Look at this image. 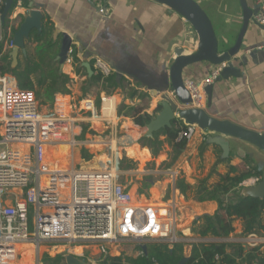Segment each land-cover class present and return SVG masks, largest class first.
Instances as JSON below:
<instances>
[{"label":"crops","instance_id":"0c3cea01","mask_svg":"<svg viewBox=\"0 0 264 264\" xmlns=\"http://www.w3.org/2000/svg\"><path fill=\"white\" fill-rule=\"evenodd\" d=\"M195 1L212 23L219 43V53L232 47L241 27V9L238 0ZM247 2L250 6L261 4L264 10V0H247ZM36 9L43 15L42 26L44 22L49 21L52 29L45 32L42 40L39 39L42 30L40 34L32 30L29 39L25 41L26 53L32 55L41 50L43 41L56 43L55 49L59 52L63 34H66L71 38V49L78 66L74 68L73 73L78 76L75 78L68 65L64 64L62 70L59 69V64L55 60L57 56L55 57L58 73L65 75L69 82L64 86L63 92L52 95L49 111L54 109L58 100L66 101L71 113L74 114L73 107H78L85 99L92 100L97 111L101 108L102 97H109L112 100L118 129L126 132L124 139L130 141V144L117 151L116 142L114 140L108 142L104 138L105 133L109 134L106 124L97 120L89 121V114H80L78 117L82 121L76 125L75 134L78 135L76 138L81 140L77 141L79 144L75 147L100 149L94 158L102 162L105 160L108 164L112 162L111 149L116 151L117 162L122 158L133 159L143 164L151 161L155 163L156 169L160 165L167 164L165 171L155 172L163 177L161 183L147 181V197L144 194H139L138 197L132 194L135 187L134 193L137 195L141 181H135L129 191L138 203L170 207L176 215V236L180 234V238L177 237V240L171 244L166 241H149L145 243L146 249L148 244L153 243L168 244L170 249L174 244H182L183 258L189 259L193 245L197 244L192 240L201 239L190 232L193 222L204 215H213L218 205L215 201L199 202L192 198L186 200L180 194L177 185L185 183L195 187L206 178L211 185L217 182L220 176L226 174L231 166L243 170L250 165L256 170L257 165L255 160H250L244 155L241 157L234 150L224 157L222 149L214 143L217 137L201 131L186 142L178 152H174L166 136L163 135L159 137V146L155 154L141 144L143 130L134 124L128 110L138 109L141 111L140 115L145 114L153 119L161 109L162 97L168 95L172 98L168 91L162 92L164 78L167 77L169 67L176 57V50H183L185 54H191L196 50L197 40L193 29L179 15L152 0H17L4 21L1 19L3 7L0 11L5 38L7 39L10 33L13 37L23 21V16ZM251 50L263 53L257 55L255 61L248 60L241 68L242 79H229L216 84L213 89L212 105L208 109L206 103L205 110L216 119L230 121L263 133L264 32L253 26L249 27L243 39L240 57L247 55ZM25 56L22 53L18 55L17 64L22 68ZM95 58L102 59L110 66L112 75L121 86L111 94H106L97 86L91 87L90 92L84 96L82 87L86 78L89 79L96 74L92 67ZM84 64L91 66L93 70L91 77L83 67ZM211 69L207 64L190 66L183 71V80L202 82L209 76ZM31 79L34 81V76H31ZM34 87L37 88L36 85ZM97 98L99 107L96 104ZM86 132L92 133L91 137ZM138 138L139 144H137ZM144 150L147 151L148 158L144 157ZM52 153L54 154L52 160L57 161L58 165L69 164L70 147L61 146ZM105 153H108L109 157ZM154 156L158 158L154 159ZM128 171L130 176L142 180L144 174L142 171ZM167 184H171L174 196L164 202L163 200L167 199L165 198ZM228 198L235 199L239 196L232 194ZM235 228V232L222 242L228 245L226 249L228 253L237 247L242 248L244 252H249L255 247H264L263 234L254 233L255 237H250L252 234L242 236L239 222L235 223ZM141 245L142 243L132 240L120 241L108 246L109 257L137 259L146 256ZM59 248L62 253L56 252ZM77 248L80 249V253H76ZM51 250L56 252V256L72 255L79 260H86L87 263L90 259L101 258L98 248L89 245L60 244L53 246ZM261 250L264 248L261 247ZM18 251L16 264L22 260L20 256L24 255L21 248ZM27 262L26 255L20 264Z\"/></svg>","mask_w":264,"mask_h":264},{"label":"built area","instance_id":"2783aa9c","mask_svg":"<svg viewBox=\"0 0 264 264\" xmlns=\"http://www.w3.org/2000/svg\"><path fill=\"white\" fill-rule=\"evenodd\" d=\"M4 1L0 0V11ZM256 21L264 25V17ZM2 43L4 50H11L12 34L5 38L0 19ZM65 64L74 75L78 66L71 48ZM92 67L102 77L112 75L110 66L100 58L93 60ZM219 70L211 71L202 82L184 80L191 99L187 107L205 108L204 89ZM100 100L99 111L92 100L85 99L73 107L74 114L66 101L58 100L49 115H40L34 92L19 89L10 75L0 73V264H16L19 247L29 244L36 250L42 244L89 245L98 248L102 258H108V246L123 240L170 244L177 240L174 210L135 201L119 180L115 150L111 149L113 162L105 170L74 168L75 145L79 144L75 129L82 121L78 115L89 114V121L106 124L112 139L117 135L113 102L109 97ZM198 132L196 127L184 126L177 141L189 142ZM61 146L70 147L66 166L47 157L48 151ZM31 174L35 183L29 187ZM260 180L252 178L241 186H254ZM214 261L220 264L218 256ZM88 263L97 264V260Z\"/></svg>","mask_w":264,"mask_h":264},{"label":"trees","instance_id":"16d2710c","mask_svg":"<svg viewBox=\"0 0 264 264\" xmlns=\"http://www.w3.org/2000/svg\"><path fill=\"white\" fill-rule=\"evenodd\" d=\"M16 3L17 0H14L13 7ZM51 29L50 22H44L39 39L42 40L46 34L45 32ZM43 42L44 45L41 50L34 52L32 55L26 53L23 58V68L17 64L14 69H11L10 50H4L3 43L0 44V73L10 75L16 81L19 89L35 91L37 98L42 103L43 95L46 94L44 96L46 99H52V95L56 92H63L64 86L69 82L65 75L58 73V64L54 61L58 53V50L55 49L56 43L52 41ZM31 76H34V81ZM34 85L39 87L41 92H37ZM83 85L82 90L85 96L90 92L89 89L95 86L106 94H111L121 86V83H118L113 75L102 77L96 73L91 78H86ZM96 104L99 107L98 98ZM128 111L133 117L134 124L140 128H143L151 120L148 115H140L141 111L138 109H129ZM182 128H184L182 124L174 122L171 129L156 132L151 138H141V144L143 147H147L152 154H155L159 146V137L163 135L166 136L174 152H178L186 144L185 141H177V134ZM82 149L93 157L100 152V149L97 148L83 147ZM143 154L145 158H148L146 150L143 151ZM153 158L156 159L158 156ZM124 163H126L125 166L122 165ZM119 169L122 171L131 170V163L123 159L119 162ZM260 177L261 175L250 165L243 170L231 166L226 174L220 176L218 181L211 185L208 184L207 178L201 180L195 187L179 183L177 188L186 200L192 198L199 202L215 201L218 205V209L213 215H204L193 222L190 229L191 234L201 239H227L235 232V223L239 222L242 236L254 233L264 235V200L228 198L232 194H238L244 182ZM227 246L225 243L193 245L191 255L185 264H215V256L220 258V264H264V250H261V247L264 248L263 246L255 247L249 252H244L242 248L237 247L232 249L230 253L226 251ZM182 259V244H174L170 249L168 244L153 243L147 245L146 256L137 259L101 257L97 260V264H179ZM41 263L66 264V261L62 255L51 258L45 253L41 257Z\"/></svg>","mask_w":264,"mask_h":264},{"label":"water","instance_id":"95a60500","mask_svg":"<svg viewBox=\"0 0 264 264\" xmlns=\"http://www.w3.org/2000/svg\"><path fill=\"white\" fill-rule=\"evenodd\" d=\"M161 4L184 19L193 29L197 40L196 50L191 54H185L183 50H176V57L173 60L167 77L164 78L162 92L168 91V95L162 97L159 113L142 128L143 138H151L154 133L163 129H171L172 123L181 122L183 126L196 127L199 131L215 135L216 143L227 157L231 150H234L241 157L247 156L255 160L256 170L261 175V180L254 186L242 187L238 193L239 198H252L264 200V132L259 133L230 121L219 120L212 117L203 109L189 108L191 99L183 85V71L194 65L207 64L211 71L220 69L216 78L208 84L204 91L206 95L207 108L212 105L213 89L218 83L229 79H242L241 68L248 60L255 61L256 56L263 52L251 50L247 55H241L242 42L249 29L253 26L264 32V25L256 21V18L264 17V10L261 4L250 6L247 0H238L241 9V27L234 45L219 53V43L215 36L212 23L203 9L195 0H152ZM14 0H5L2 10V21L5 20L13 7ZM43 15L41 12L31 10L23 16V21L14 32L12 37V48L9 53L11 69L17 66L18 55H26L25 41L30 37L32 30L38 34L42 30ZM71 38L63 34L56 62L62 70L68 50L71 48ZM88 75H93L89 64H84ZM210 71V72H211ZM210 74V73H209ZM224 239H193V243H222ZM142 243L141 249L145 253V240H138ZM187 258H183L179 264H185ZM66 264H89L86 260H79L72 255L65 257Z\"/></svg>","mask_w":264,"mask_h":264},{"label":"rangeland","instance_id":"374dc122","mask_svg":"<svg viewBox=\"0 0 264 264\" xmlns=\"http://www.w3.org/2000/svg\"><path fill=\"white\" fill-rule=\"evenodd\" d=\"M15 84L17 85L16 81H15ZM36 91L41 92V89L39 87H37ZM33 92L36 96V100H37V103L39 106L40 115H49L52 112V111H49L52 99H46V98H44L45 95H43V98H42L43 103H42L40 101V99L37 98L36 92L35 91H33ZM87 134H89L88 135L89 137H91V135H92V133H87ZM104 136H105L104 138L106 139V141L108 140V142H110L111 140H114L116 142L117 151H119L120 149H124L127 146V144H130V141H128V140L125 141V139H124V136H126V132L122 131L120 129H118L115 139L110 138L109 137L110 135L107 133H105ZM75 140L79 142L81 140V138H75ZM85 140H86V138H85ZM137 144H139V138L137 139ZM52 152H54V151L51 150V151L47 152V154H48L47 157L50 160L54 159V154ZM51 155H52V157H51ZM105 155L107 157H109L108 153H105ZM171 156H172V154H171ZM123 159L124 158H122V160ZM126 159L129 163H131V172L140 170L144 174L142 176V180H140V178H138V177L130 176L129 171H122L119 169V162L120 161L118 160L117 168H118V171L120 172V176H119L120 182H122L127 187L128 191H129L130 189H132V186H133L135 181H141V187L139 186L140 188H139V190H137V195H136V193H134L135 187L132 190V194H134L135 197H138L139 194H144V196L147 197L148 196L147 195V191H148V182L147 181L152 180V181L161 183L163 181V177L161 175L155 173V172L165 171L167 169V164L160 165L156 169L154 162L150 161L147 164L146 163L143 164V163H140V162L133 160V159H128V158H126ZM112 162L110 161L108 164V162L107 161L105 162V160H104V162L98 161L93 156L87 154L85 152V150L78 148V147H75L73 165H74V168L77 170H79V169H82V170H105L109 166H111L110 164ZM122 165L125 166L126 163H124ZM34 183H35V176H34V174H31V176L29 177V187L33 186ZM12 192L19 193L20 191L19 190H13ZM145 192H146V194H145ZM172 196H174L172 193V186H171V184H167V189L165 192V198H167V199H164L163 201L164 202H165V200L169 201ZM29 219H30V224H31V219H32V212L31 211H30ZM179 235L180 234L177 235L178 238H180ZM53 246L54 245L42 244V245H40L39 249L36 250V248H34L32 246L26 245V246H24L23 249L21 248V250H23L24 255L20 256V258L23 260L24 256L27 255L28 256V262L26 264H42L41 263V257L43 254L49 253L50 257H55L56 252L59 251V253H62V252H60L61 251L60 248L58 250H56V252H52L51 248ZM88 251H91V250H88ZM21 261H19V264ZM37 261H39V262H37Z\"/></svg>","mask_w":264,"mask_h":264},{"label":"bare ground","instance_id":"6f19581e","mask_svg":"<svg viewBox=\"0 0 264 264\" xmlns=\"http://www.w3.org/2000/svg\"><path fill=\"white\" fill-rule=\"evenodd\" d=\"M23 247H24V246H20L19 249H20V248L23 249ZM76 253H80V249H79V248H77Z\"/></svg>","mask_w":264,"mask_h":264}]
</instances>
